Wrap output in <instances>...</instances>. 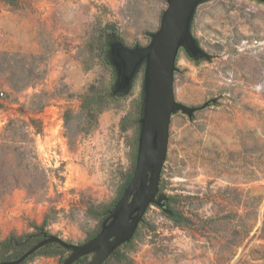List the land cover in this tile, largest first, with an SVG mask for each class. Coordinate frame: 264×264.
Listing matches in <instances>:
<instances>
[{
    "label": "rangeland",
    "instance_id": "obj_1",
    "mask_svg": "<svg viewBox=\"0 0 264 264\" xmlns=\"http://www.w3.org/2000/svg\"><path fill=\"white\" fill-rule=\"evenodd\" d=\"M167 7L0 0V242L41 231L82 245L117 219L136 164L145 64L121 86L113 47L149 45ZM190 33L202 55L180 48L173 88L192 113L171 115L160 205L147 209L133 239H113L100 264H118L108 259L114 248L126 253L120 264H264V0H205ZM168 201L187 222L176 224ZM97 253L73 264H92ZM68 255L50 243L21 264H62ZM20 256L0 248V262Z\"/></svg>",
    "mask_w": 264,
    "mask_h": 264
},
{
    "label": "water",
    "instance_id": "obj_2",
    "mask_svg": "<svg viewBox=\"0 0 264 264\" xmlns=\"http://www.w3.org/2000/svg\"><path fill=\"white\" fill-rule=\"evenodd\" d=\"M166 1L168 7L162 15L160 28L151 34L149 45L134 49L119 46L112 53L119 70V83L123 87L131 81L138 67L143 62L146 63L144 114L141 119L136 164L114 210L119 211V216L109 228L82 245H71L56 236H46L17 259L0 264H21L34 252L50 243H56L69 251L62 264H73L78 258L94 250H98V253L92 264H100L104 250L113 239L122 235L123 240H128L134 234L147 207L151 203L160 205L159 200L154 198L158 192L160 173L166 158L171 115L178 111L192 113L191 109L175 101V61L181 47L192 58L202 55L190 33V27L196 7L205 0ZM149 170L151 175L146 182ZM139 185V195L133 203L128 204L130 195ZM135 210L136 215L130 218L129 215Z\"/></svg>",
    "mask_w": 264,
    "mask_h": 264
},
{
    "label": "trees",
    "instance_id": "obj_3",
    "mask_svg": "<svg viewBox=\"0 0 264 264\" xmlns=\"http://www.w3.org/2000/svg\"><path fill=\"white\" fill-rule=\"evenodd\" d=\"M84 108L86 109V111L88 112V114H90V116H93L92 112L93 110H96L98 108V101H96L94 99V96L92 95L91 97L85 98L84 100ZM99 110H102V108H100ZM100 113V111L98 112ZM128 128V126L126 124H122L121 126V130L122 131H126ZM132 176L128 177V179L124 182V184L122 185V190L120 195L123 193V190L125 189V187L127 186L128 182L130 181ZM174 219V218H173ZM176 224L178 223H182V222H187L188 219L179 216L178 219H174ZM29 237H31V235L25 236V237H13L10 236L7 239L3 240L2 242H0V248L4 251V252H12V253H21V255L26 252L28 249H30V247L28 246V244L30 243L29 241ZM262 238H264V228H262ZM129 242V241H128ZM127 242V243H128ZM126 243V244H127ZM52 254L51 252H45L44 255H50ZM125 252H120V249H114L108 259H113L115 263H123L127 260V257L125 255Z\"/></svg>",
    "mask_w": 264,
    "mask_h": 264
},
{
    "label": "flooded vegetation",
    "instance_id": "obj_4",
    "mask_svg": "<svg viewBox=\"0 0 264 264\" xmlns=\"http://www.w3.org/2000/svg\"><path fill=\"white\" fill-rule=\"evenodd\" d=\"M118 47H119V45H115V46L113 47V50H114V49H117ZM112 56H113V55H112ZM113 58H114V57H113ZM142 64H145V68H146V63L143 62ZM159 196H160V182H159V185H158V192H157V195L155 196L154 200H159ZM159 203H160V201H159ZM152 204L157 205V204H155V203H151V204L147 207V209H148ZM167 206H168V209H167V210H168V212H169V214H170V217H172V218L175 219V217L177 216V215H176V211H175L174 209L170 208L169 201H168ZM147 209H146V211H147ZM146 211H145V213L143 214V216H142V220H141L140 223L138 224V226H137V228H136V230H135V232H134V234H133V236H132V239H133L134 235L136 234L139 225L143 222V220H144V216H145V214H146ZM46 236H47L46 233L41 232V231H37V232L33 233V234L31 235V237H29V241H30V243L28 244V246L31 248L32 246H34V245L37 244L38 242L44 240V239L46 238ZM52 244H54V243H52ZM55 244H56V243H55ZM22 263H23V262H22Z\"/></svg>",
    "mask_w": 264,
    "mask_h": 264
},
{
    "label": "built area",
    "instance_id": "obj_5",
    "mask_svg": "<svg viewBox=\"0 0 264 264\" xmlns=\"http://www.w3.org/2000/svg\"><path fill=\"white\" fill-rule=\"evenodd\" d=\"M3 96V93L2 92H0V97H2Z\"/></svg>",
    "mask_w": 264,
    "mask_h": 264
}]
</instances>
